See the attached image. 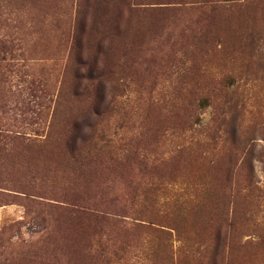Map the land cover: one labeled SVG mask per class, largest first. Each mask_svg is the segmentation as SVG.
<instances>
[{
	"label": "rangeland",
	"instance_id": "obj_1",
	"mask_svg": "<svg viewBox=\"0 0 264 264\" xmlns=\"http://www.w3.org/2000/svg\"><path fill=\"white\" fill-rule=\"evenodd\" d=\"M0 264H264V0H0Z\"/></svg>",
	"mask_w": 264,
	"mask_h": 264
},
{
	"label": "trees",
	"instance_id": "obj_2",
	"mask_svg": "<svg viewBox=\"0 0 264 264\" xmlns=\"http://www.w3.org/2000/svg\"><path fill=\"white\" fill-rule=\"evenodd\" d=\"M88 72H90V69H88ZM93 72V71H92ZM94 78H96V76L95 75H93V73H89V75H87V79L88 80H91V79H94ZM80 84H77V86H79ZM88 85V84H87ZM89 86V85H88ZM88 86H86V85H83V87L84 88H86V87H88ZM100 103L101 102H99V107H95L93 110H92V113H94V114H96V115H98V114H100V112H101V108H100Z\"/></svg>",
	"mask_w": 264,
	"mask_h": 264
}]
</instances>
